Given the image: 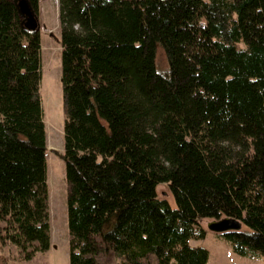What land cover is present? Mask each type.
Returning a JSON list of instances; mask_svg holds the SVG:
<instances>
[{"label":"trees","instance_id":"1","mask_svg":"<svg viewBox=\"0 0 264 264\" xmlns=\"http://www.w3.org/2000/svg\"><path fill=\"white\" fill-rule=\"evenodd\" d=\"M58 2L69 264H208L190 242L223 216L250 228L221 233L234 252L264 254V0ZM22 20L0 0V241L31 259L51 235L40 32Z\"/></svg>","mask_w":264,"mask_h":264},{"label":"rangeland","instance_id":"2","mask_svg":"<svg viewBox=\"0 0 264 264\" xmlns=\"http://www.w3.org/2000/svg\"><path fill=\"white\" fill-rule=\"evenodd\" d=\"M41 42L40 98L46 134V182L48 185V212L50 246L38 251L31 259H23L15 245L0 241V264H69L67 226V180L63 153V108L61 88V37L58 0H39L36 11ZM155 64L158 71L168 69V60L160 43L157 44ZM159 197L176 205L171 189L166 183L156 187ZM224 217V216H223ZM216 218H201L207 229L201 239H191L192 245L205 246L210 251L208 264H264V254L257 257L240 255L233 251L230 242L208 224ZM245 230H250L243 225ZM99 264H119L111 252L98 255Z\"/></svg>","mask_w":264,"mask_h":264},{"label":"water","instance_id":"3","mask_svg":"<svg viewBox=\"0 0 264 264\" xmlns=\"http://www.w3.org/2000/svg\"><path fill=\"white\" fill-rule=\"evenodd\" d=\"M18 10L23 18L22 25L26 31L39 30V22L36 11L32 8L28 0H17ZM243 221L236 217L224 216L209 222V229L225 233L228 231L242 230Z\"/></svg>","mask_w":264,"mask_h":264}]
</instances>
